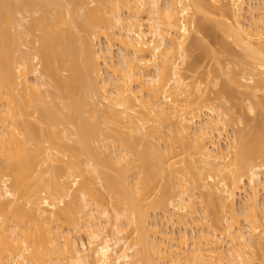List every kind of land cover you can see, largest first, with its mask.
<instances>
[{"label":"bare ground","instance_id":"obj_1","mask_svg":"<svg viewBox=\"0 0 264 264\" xmlns=\"http://www.w3.org/2000/svg\"><path fill=\"white\" fill-rule=\"evenodd\" d=\"M222 1L0 0V264H264L263 133L188 62L217 16L264 111V0Z\"/></svg>","mask_w":264,"mask_h":264},{"label":"rangeland","instance_id":"obj_2","mask_svg":"<svg viewBox=\"0 0 264 264\" xmlns=\"http://www.w3.org/2000/svg\"><path fill=\"white\" fill-rule=\"evenodd\" d=\"M246 6L244 11V17L246 22L251 23L253 20V15L250 13V8H253L254 16L258 17L259 13L263 11L261 9V0H245ZM221 3H227V0ZM198 23H202L205 29L202 34H193L192 40L190 41V53H189V64L195 65V70L192 71L194 78L192 81H201L203 86H209L208 98L215 99L218 96H225L222 103L224 106L230 110V122L228 125V136L231 139H235L237 136L245 134L250 135L256 129H260L264 136V111L262 113L256 112L252 113L248 111V102L245 100L243 89L239 87L240 71L243 68V55L240 49L236 47L232 40L228 39L225 34V28L219 23L217 16L212 14H204L197 17ZM201 24V25H202ZM102 47L107 48V43L105 39L102 40ZM115 61L117 62L120 57V46L115 45L113 48ZM104 77L109 79L110 73L103 65ZM213 80V81H212ZM212 81V83H211ZM219 82L218 85L214 84ZM209 83H211L209 85ZM227 88V89H226ZM231 90L229 93L228 91ZM264 91L260 92V96L254 101L264 102ZM263 96V97H262ZM218 97V98H219ZM219 104L221 102L217 101ZM217 103V104H218ZM227 136L222 140V148L226 149ZM118 145V143L116 144ZM106 172H111L109 168L104 169ZM248 188L247 186H245ZM248 194L250 190L248 188ZM103 202L105 206H108L109 199L106 193H103ZM246 200V195L243 194L238 200V209L242 211V201ZM261 201L264 203V192H261ZM25 203V202H23ZM22 205V203H21ZM173 209V208H171ZM198 217H203V209L201 205H198ZM159 222L163 220V211L159 210ZM264 215V214H262ZM175 229L169 228L168 230L175 231L176 236H180L182 227L180 225H175ZM164 229H167V224H165ZM191 230L194 234L198 235L202 231V226L198 224L193 226ZM129 232L131 231L128 230ZM108 235H110L111 230L108 228ZM81 237L84 241H87L86 235L83 233ZM216 260V258H215Z\"/></svg>","mask_w":264,"mask_h":264}]
</instances>
